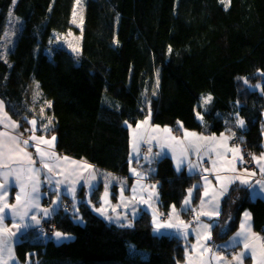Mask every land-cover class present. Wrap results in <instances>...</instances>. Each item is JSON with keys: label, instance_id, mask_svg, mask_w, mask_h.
Masks as SVG:
<instances>
[{"label": "trees", "instance_id": "trees-1", "mask_svg": "<svg viewBox=\"0 0 264 264\" xmlns=\"http://www.w3.org/2000/svg\"><path fill=\"white\" fill-rule=\"evenodd\" d=\"M79 2L85 26L75 52L64 44L76 32L77 0H0V99L16 121L27 126L35 120L40 128L48 122L42 109L30 106L34 86V103L46 104L53 119L57 149L130 182V127L148 115L161 126L234 133L254 155L264 152V0ZM154 164L150 178L158 185L159 208L169 216L199 179L178 172L168 156ZM101 191L93 193L94 202ZM249 191L239 185L224 198L213 242H225L247 209L254 229L264 232V197L252 198ZM236 192L230 229L225 219ZM200 194L201 187L193 206ZM65 204L69 211L58 210L53 222L70 238L23 236L16 245L19 264H180L186 258V239L155 234L148 211L129 228L85 199L76 208ZM191 212L182 210L184 216Z\"/></svg>", "mask_w": 264, "mask_h": 264}, {"label": "crops", "instance_id": "crops-1", "mask_svg": "<svg viewBox=\"0 0 264 264\" xmlns=\"http://www.w3.org/2000/svg\"><path fill=\"white\" fill-rule=\"evenodd\" d=\"M0 101H2L0 99ZM3 102V101H2ZM4 105V112L7 113V116L12 120L15 121L17 124L20 125V127L16 130V133L13 134H22L24 136V138H28L32 135H35L36 137H43L45 139L50 140L51 137L54 135L53 133L50 132V126L45 129V125L48 124L45 123L43 124V126L40 128L39 126H36V130L35 132L31 131V129L33 128V126L27 125V126H23L22 124H20L18 121H16L6 110V106L3 102ZM43 111H41L42 114ZM44 114V113H43ZM44 116V115H42ZM0 118H3V113H0ZM45 119H48L52 121L53 123V119L49 116L46 115L43 117ZM147 120L148 123L144 124L143 121ZM137 125H140V127L138 128ZM52 126V124H51ZM169 129L170 132L165 133L162 130L163 129ZM153 129H155L156 131H153ZM4 131H9L11 132V129H6L3 127V125H0V132H4ZM197 133L198 135H202V136H215L217 138V141H220V137L221 135L225 136V137H234L232 133L230 132H222V133H218V134H206L203 132H198V131H193V130H185L184 128H182L181 125H178L177 128H173V127H169V126H161L158 125L156 123H154L153 118L151 115H148L144 120L138 122L135 126H131L130 127V164L133 165L135 167V169H131V172L134 174L133 170H137L138 172H140L143 175V179H140V177L136 176L131 182L130 180H128V177H120L117 176L115 174H112L110 172H106L104 170H101L99 168H97L96 166H94L93 164L85 161V160H80V159H76L73 157H70L68 155H65L63 153H61L58 149H57V137L56 135H54L56 137V140L54 142L55 147L54 149H52L53 151H55V153L60 156V157H68L70 158L71 161H76L80 164H86V165H90V168L84 167V168H80L77 167V165H72L68 162L65 161H61L60 164L63 166V168L61 169V167L57 166L56 168V174L53 175L52 173L48 172V169L43 168L39 165V163H37L35 166L37 168H39L40 170V190L39 193L37 194L39 196V205L40 208H49L51 209L53 207L52 201H55L57 198V194H59V205L61 204H65V203H73V206L76 208V206L80 203V201L82 200H87V202L90 204L91 207H93V209L95 211H97V209L101 206L102 202H103V197H104V193L107 191L110 194L113 193L111 200L112 201H116L120 199V194L122 191V188L124 186H128L127 188V192L126 194H128L127 197L123 198V205H127L129 203V201L131 203L134 204L135 207H137V211H139L140 209H145L142 210L143 212L148 211L149 213H152L153 210V203L152 201H149V203H144L141 199V197L146 198L148 196V191L149 194L152 191L151 187H148V184H146L145 182H150L152 183V179L150 178L151 175H153V173L156 171V167L154 166V162L157 161L158 159L164 157V156H168L170 159H172L176 169H177V163L179 162V149L177 148V152L174 155L173 152L171 151L170 148L165 147L161 148L162 144H171L173 146H175L176 142L172 141L170 139V137H176V140H182L184 139L185 142H187V139H192L191 137H187L185 138V133ZM231 139L227 140L226 143L224 142H220L217 144V150L220 152H226V149L228 147H239L237 145L232 144ZM134 146L137 147V151H134ZM40 147L42 148H47L46 145H40ZM240 148V147H239ZM27 150L33 155V158L36 159L37 161H39V155L36 153V147L34 146V142L30 141L29 145L27 146ZM158 153H160V155H157ZM233 153L232 152H226V160L231 161L233 159ZM240 156H242V151L240 149ZM262 155H264V152L260 153V154H255L254 156L259 158ZM243 157V156H242ZM147 158V159H146ZM217 159L216 155L213 153L210 156L209 155H198L195 152H192L189 154V156L187 157V159H185L183 161V163L181 164V170L178 172H182L185 171L188 174H191L192 176H196L199 180L195 185H199V187H201V194H200V199L204 198L203 197V193H204V186H205V181L202 179L203 176H208L209 180L212 182L211 185H209V188L211 189L212 187H216L218 188V184L216 182V175H214L211 171L205 172L203 171V169L208 168V169H212V160ZM52 163V162H50ZM220 165H226V161L225 160H220L219 161ZM190 164H196L199 165L198 168L191 170L189 168ZM235 167L237 169L236 173H224V172H219L218 174L220 175H239L242 178L248 179L251 182V187L247 186L249 188V193L250 196L252 198H257V197H264V190H262L260 188L259 184H256V181L260 180V181H264V175L261 174L260 172V166H258L257 160H254V167L249 168L248 166H246V163L243 159V161L241 162V160L239 158H237L234 161ZM260 165L264 166V160L260 161ZM226 166H230V165H226ZM152 170V171H151ZM249 173H255V175H249ZM51 178L53 181V184L55 185V187H53L52 185H49L47 183V180ZM140 179V182H144L143 183V192H142V187H138V189H136V193L134 194L132 189L133 186L135 185V183L137 182V180ZM10 181H12V178H9ZM144 180V181H143ZM59 181V184H56L55 182ZM114 183H117L119 186L118 188L120 189L118 191V193H115L116 195H114V190H113V186ZM239 182L237 181V183L232 184L229 188V192L230 193L231 189L233 187L239 186ZM244 185H240V187H242ZM102 189L101 191V195H100V201L99 202H94V194L95 191L100 188ZM245 187V186H244ZM139 190V193H138ZM158 190V189H157ZM19 187L15 186L14 181L10 184L9 188H8V192H7V196L6 199L9 202V204H15L16 200L15 197L16 195L19 193ZM133 194L135 195V199H132ZM227 194V195H228ZM195 191L193 192V198L195 197ZM226 195V196H227ZM222 197L220 200V211L222 213V201L224 200V198L226 197ZM240 199V196L238 194V192L235 193L233 201H232V206L230 209V214H227V217L225 219V224L229 225L231 222H233L234 217H235V213L237 211L238 208V201ZM158 200L157 201V205L159 206V192H158ZM149 204H151V207H149ZM193 206V203H192ZM125 207V206H124ZM193 209L199 210L200 209V200L197 204V206H193ZM59 208L57 209L56 212H58ZM121 211H124L123 209H119ZM177 212H180V220L186 221L188 223L191 224V226L193 227V230L191 229L190 233L188 235L189 236V241L187 239V237H185L182 232L178 233L173 229H164L161 230L162 233H174L179 235L180 237L186 239L190 244H203L204 240L202 238V234H201V238L199 240L198 243V233L200 232L198 230V228H200V223H208V224H212L214 225V223L217 221V219L221 218V215L216 218L214 217L212 220H209L207 216H201L200 217V221L197 222L196 221V212L192 211L191 214H189L188 216H184L182 213V210H184V207L182 205V207L178 208L176 207ZM7 211V210H6ZM141 211V212H142ZM161 211V210H160ZM141 212H137L138 214H141ZM245 213H249L250 214V220L248 221V223H250L251 225V233L253 235V239L250 241L252 247H254L256 249V259H258L261 256V253L264 252V249H261L260 245L262 243L260 237H259V233L260 231H256L253 227V216L250 210H244L239 218H238V222L236 224V228L231 232V234L229 235L228 239L223 242V243H215L213 242V228H212V239L210 241H207V245H209L210 243H214L216 244V246L213 248V251H217L219 250V254L222 255L220 253V248H230V249H238V253L240 251L243 250V243H239L236 247H232L230 244V241L232 240L233 237H235L236 233L238 231H240V224L241 222L245 221ZM31 214H36L37 218L41 220V224L39 226H34V227H30L26 230H21L20 233L17 234L16 237L12 238L11 240H9V245L12 249L11 253L5 249L4 252L2 254H0V264H19V260L16 254V245L18 243V241L25 235L28 234H34V233H39V229L41 228V226L47 222V221H53V216L56 215V213L51 217V219H45L43 218V214L40 212V209H33ZM137 214V215H138ZM169 214V212H168ZM131 216V214L129 215ZM169 219V218H168ZM133 218L131 219L132 223ZM160 221V220H159ZM117 223L120 224H126L127 220L124 219L122 222H118L115 221ZM11 219L8 218L5 220V224L11 229ZM34 223V222H32ZM133 224V223H132ZM233 225H229L230 229H232ZM232 227V228H231ZM181 228H183V226H181ZM12 231H16L15 229H12ZM34 236V235H31ZM258 238V239H257ZM200 248H196V251H193V246L191 247V250L189 251V253H186V258L183 262H181L180 264H189V257H191L192 259V264H200V261L203 260L205 262V264H207L208 261V254H205L203 257L200 256ZM237 253V254H238ZM224 256V255H223ZM256 259L252 258L251 255V250L248 251V255L246 258L243 259V264H256ZM226 261L227 264H236V262L234 260H232L231 258H227L226 257ZM213 264H215V261L213 262ZM221 264H224V262H221Z\"/></svg>", "mask_w": 264, "mask_h": 264}, {"label": "snow or ice", "instance_id": "snow-or-ice-1", "mask_svg": "<svg viewBox=\"0 0 264 264\" xmlns=\"http://www.w3.org/2000/svg\"><path fill=\"white\" fill-rule=\"evenodd\" d=\"M77 3H79V0H77ZM11 15L12 13L10 12L9 16ZM74 51H78V49H74ZM211 100L212 97L208 96L205 98L204 103L207 104ZM50 106L51 105L49 104V107ZM0 113H3V118H0V125H3V127L6 129H11V132H0V254H2L5 249H7L11 253L12 249L9 245V240L16 237L17 234L21 232V230H26L30 227L39 226L41 224V220L37 218L36 214L30 215L33 209L39 208L40 212L43 214V218L51 219V217L56 213L57 209L60 206V197L59 194H57L56 200L52 201L53 207L51 209L40 208L39 196L37 195L40 190V170L35 166L37 163H39L41 167L48 169V172L52 173L53 175L56 174L57 166L61 167V169L63 168V166L60 164L61 161L68 162L72 165H77V167L80 168H90L91 166L80 164L76 161H71L68 157L58 156L55 151L52 150L55 147L54 142L56 140V137L54 135L50 140H48L43 137H36L35 135L24 138L22 134H13L16 133V130L20 127V125L15 121H12L7 116V113L4 112V105L2 101H0ZM198 118L202 119V117H199V114ZM28 123L33 126L31 131L35 132L36 121L30 120L28 121ZM143 123L147 124L148 121L145 120L143 121ZM51 124L52 121L49 120L48 124L45 125V129L51 126ZM237 126L240 128H244L245 121L237 117ZM137 127L139 128L140 125H137ZM153 131L156 130L153 129ZM162 131L165 133L170 132V130L167 128L163 129ZM234 135L235 134L233 133V136ZM187 137H191L192 139H187V142H185L184 139L176 140V137H170L172 141L176 142L175 146L167 143L162 144V151L163 148L168 147L175 155L177 152V148L179 149V162L177 163V171L181 170V164L192 152H195L198 155L202 154L209 156L214 153L217 159L211 161L213 166L212 169L210 170L208 168H205L203 169V171H211L214 175H216V182L219 187H212L210 189L209 185H211L212 182L209 180L208 176H203L202 179L205 181L203 193L204 198L200 199V209L196 210L191 209L190 207L193 203V192L199 188V185H194L192 188L188 189V194L183 201V207L185 209L196 212L197 222L200 221L201 216H207L209 220H212L214 217L218 218L221 215L220 200L222 197L228 194L229 188L232 184H235L238 181L240 185L251 187V182L239 175L218 174L221 171L224 173L233 174L237 172L234 161L237 158H239L241 162L243 161V157L239 155L240 148L228 147L226 149V152H232L234 154L233 159L231 161H228L226 160V152H220L217 150V144L220 142L226 143L227 140L231 139L232 137H225L221 135L220 141L218 142L215 136H202L198 135L197 133L186 132L185 138ZM30 141L34 142L36 153L39 155V161L34 159L33 155L27 150V146L29 145ZM40 145H46L47 148H42L40 147ZM137 150V147L134 146V151ZM157 155H160V153H158ZM252 158L254 160H257L258 166H260V172L262 175H264V166L260 165V161L264 160V155L259 158L255 156H253ZM222 159L226 161V165L230 166L220 165L219 161ZM198 167L199 165L196 164L189 165L190 171ZM133 171L138 177H140V179L144 178L141 173L135 172V170ZM249 175H255V173H249ZM10 177L12 178V181L9 180ZM13 181L15 186L19 187L20 191L15 197L16 203L10 205L6 199V196L8 188ZM47 183L55 187L51 178L47 180ZM55 183L59 184L60 182L57 181ZM137 183L139 184V180L137 181ZM256 184H259L260 188L264 190V181L258 180L256 181ZM155 188L156 185H151L152 191L150 192V194L146 198L141 197L144 203L147 204L153 199H158V193L155 191ZM132 191L135 194L136 188H133ZM105 195L107 196V191ZM135 198L136 197L134 195L132 199ZM149 207H151V204H149ZM97 210L99 211V209ZM101 214L103 215L104 213L101 212ZM244 215L246 219L245 221L241 222L240 231H238L235 237H233L230 241L232 247H236L241 242L243 243V250L240 251L236 256L232 257V260H234L236 264H243V259L247 257L249 250H251L252 258L256 259L257 255L256 249L252 247L250 243V241L253 239V235L251 233V225L250 223H248V221L250 220V214L245 213ZM179 216L180 213L177 212L175 206H172V211L169 214L170 218L165 221H159L158 213L154 210L152 219L154 233L162 235V229H176L178 233L182 232V234L187 237V229L190 227V225L185 221L180 220ZM8 218H10L12 222L11 229L5 224V220ZM117 219H126V217H117ZM173 219L178 221V223H174ZM120 226L131 228L133 225L131 222H128L126 224H121ZM181 226H183V228H181ZM212 228V224L202 222L200 223L198 243L201 238V234L204 240L203 244H199V248L201 249L200 256L203 257L205 254H208L207 264H213L214 261L215 264H221V262L227 264L226 257L220 255L219 250L214 252L213 249L208 247L207 245V241H210L212 239ZM12 229H15L16 231H12ZM40 231L43 232V229H40ZM53 235L58 242L68 238L66 234L60 231H55ZM260 247L261 249H264V242L261 243ZM196 248L197 246L194 245L193 251H196ZM189 264H192L191 257H189ZM200 264H205V262L201 260ZM256 264H264V252H262L261 256L256 259Z\"/></svg>", "mask_w": 264, "mask_h": 264}, {"label": "rangeland", "instance_id": "rangeland-1", "mask_svg": "<svg viewBox=\"0 0 264 264\" xmlns=\"http://www.w3.org/2000/svg\"><path fill=\"white\" fill-rule=\"evenodd\" d=\"M12 13V12H11ZM75 25H76V32H74L75 30H73L72 32H70L68 35H67V38H66V43L64 44V46H68L69 48H70V50H72V51H74V49H80V44H81V34L79 33L80 31H82V29H83V27L85 26L84 25V9H83V4L81 3V2H79L78 4H77V7H76V11H75ZM11 17H15L14 16V14L12 13V15L10 16V18ZM16 18V17H15ZM73 22H74V20H73ZM12 27H14V25H12ZM11 30H15L16 32H17V29L16 28H11ZM76 52V51H75ZM38 91V90H37ZM36 91V89H35V87L33 86H31L30 87V89H29V94H31V95H29V97H30V100L32 101L31 103H30V106L32 105V107L33 108H35V109H42L41 111H43L42 112V115H44L45 116V114H46V109H45V106H46V104H42L41 106H39V107H37L38 105H37V102H35L34 103V100H33V95H38V92ZM41 111L39 110V112H40V114H41ZM44 113V114H43ZM233 139V138H232ZM240 147V146H239ZM243 154V153H242ZM243 156V159H244V154L242 155ZM244 161H245V159H244ZM246 162V161H245ZM155 166V165H154ZM156 167V166H155ZM131 169H135V167L133 166V165H131ZM152 171V170H151ZM135 172H138L137 170H135ZM138 173H140V172H138ZM135 174V173H134ZM137 175L135 174L134 175V177H136ZM138 181V180H137ZM144 181V180H143ZM143 183L144 182H140V179H139V184L136 182L135 183V185L133 186V188H136V189H138V187L140 186V187H142V192H143ZM146 184H148V187L150 188L151 187V185H156V188H155V191L158 193V185H157V183L156 182H152V183H148V182H145ZM127 188H128V186H124L123 188H122V191H121V193H122V195L120 194V199L119 200H116V201H112L111 200V197H112V195H113V193L112 194H110L109 192H107V196L105 195V193H104V197H103V202H102V204H101V206L98 208L99 209V213H101V212H103L104 214V216H106L107 218H111V220H113V221H118V222H122L124 219H117V217H126V220H127V223H128V221H131V219L133 218V220H132V223H134V220L135 219H137L141 214H138L139 212H141L142 210H145V209H140L139 211H137V207H135L134 206V204L133 203H131L130 201H129V203L127 204V205H123V201H122V199L123 198H125V197H127L128 196V194H126V192H127ZM120 190V189H119ZM118 190V191H119ZM138 193H139V190H138ZM148 195H149V191H148ZM133 196H134V194H133ZM157 201L158 200H155V199H153L152 200V203H153V210H152V219H153V211L155 210L157 213H158V220H159V217L160 216H163V215H165V213H163V212H161L160 211V208H159V206L157 205ZM125 206V207H124ZM175 208H176V206H175ZM119 209H123L124 211H121V210H119ZM171 211H172V208L170 209V211H169V214L171 213ZM138 212V213H137ZM141 213H143V211L141 212ZM180 213V212H179ZM131 214V216H129ZM138 214V215H137ZM180 217V216H179ZM170 218V217H169ZM168 220V219H167ZM173 222L174 223H178V221H176L175 219H173ZM186 222V221H185ZM186 223H188V222H186ZM189 225H190V227L187 229V232H188V234L190 233V231H191V229L193 230V227L191 226V224L190 223H188ZM162 230H164V229H162ZM173 230H175V229H173ZM198 230L200 231V228H198ZM194 231V230H193ZM189 236L190 235H188V237H187V239H188V241H189ZM68 238H70V237H68ZM54 239L56 240V238L54 237ZM62 241V240H61ZM187 241V240H186ZM187 241V243H188V247H187V254L189 253V251L191 250V247L192 246H194V245H196L197 246V248H199V245L198 244H193V243H189ZM28 260H30V258L28 259Z\"/></svg>", "mask_w": 264, "mask_h": 264}, {"label": "built area", "instance_id": "built-area-1", "mask_svg": "<svg viewBox=\"0 0 264 264\" xmlns=\"http://www.w3.org/2000/svg\"><path fill=\"white\" fill-rule=\"evenodd\" d=\"M232 144L240 146L242 148V153L244 154V159H245V163L246 166H248L249 168L254 167V159L252 158L254 156V153L248 149L246 146H244L240 140L238 138H233L231 140ZM69 208L66 204H61L59 206V210L63 211V212H67L69 211ZM169 218V216L166 214L163 217H160V221H165ZM40 229H43V232L40 231ZM39 229V232L47 235V236H52L53 233L55 231H57V227L56 224L51 220V221H47L45 222L41 228ZM259 237L261 239L262 242H264V232H260L259 233ZM208 247L210 248H214L213 244H209ZM220 253L222 255H224L227 258H231L237 255L238 253V249H226V248H220Z\"/></svg>", "mask_w": 264, "mask_h": 264}]
</instances>
